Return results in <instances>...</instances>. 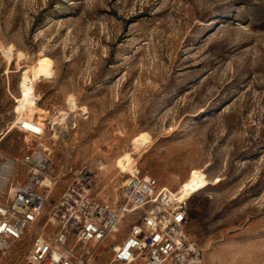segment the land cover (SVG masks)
Returning <instances> with one entry per match:
<instances>
[{
  "label": "rangeland",
  "instance_id": "1",
  "mask_svg": "<svg viewBox=\"0 0 264 264\" xmlns=\"http://www.w3.org/2000/svg\"><path fill=\"white\" fill-rule=\"evenodd\" d=\"M0 44L11 50L0 47V150H52V204L83 163L98 197L121 200L130 174L99 162L134 151L137 171L172 190L191 169L206 174L184 201L203 264H264V0H0ZM42 54L53 72L36 84L38 139L17 124L21 75ZM69 95L87 113L54 125ZM142 131L151 142L135 151ZM30 247L31 236L13 244L5 264Z\"/></svg>",
  "mask_w": 264,
  "mask_h": 264
},
{
  "label": "built area",
  "instance_id": "2",
  "mask_svg": "<svg viewBox=\"0 0 264 264\" xmlns=\"http://www.w3.org/2000/svg\"><path fill=\"white\" fill-rule=\"evenodd\" d=\"M17 127L38 139L46 130L33 119ZM20 165L28 172L24 182H16ZM53 170L48 146L31 147L21 157L0 150V264L28 236L25 259L13 264H203L204 249L188 232L185 202L156 176L131 173L122 199L108 202L94 192L97 172L83 163L52 204L51 184L59 182ZM108 248L112 255L103 262Z\"/></svg>",
  "mask_w": 264,
  "mask_h": 264
},
{
  "label": "bare ground",
  "instance_id": "3",
  "mask_svg": "<svg viewBox=\"0 0 264 264\" xmlns=\"http://www.w3.org/2000/svg\"><path fill=\"white\" fill-rule=\"evenodd\" d=\"M0 47L2 45L0 44ZM3 48V47H2ZM3 50L6 52L7 56L11 57V50ZM20 55H23L21 52ZM53 67L50 60L44 54L39 55V57L27 68L21 75L20 81V92H21V106H20V120L23 119H34L37 112V100L39 95L36 90V84L44 79L49 78L52 75ZM67 108L58 109L57 113L52 116L53 124H68L72 121V113L76 110H82L83 114L87 113V108L82 107L78 104L76 97L69 95L67 97ZM16 126L13 125L8 131H6L1 137V141L8 136V134ZM54 138L58 139L57 133L53 135ZM151 142V136L148 132L142 131L133 137L132 144L135 151L139 150L141 147L145 146L147 143ZM142 151V150H140ZM101 169H108L111 165L112 168L117 169L120 173H136L139 170L136 167V161L134 157V151H125L115 158L114 161L102 160L99 162ZM96 170V169H95ZM112 170V169H111ZM109 170V171H111ZM60 180V179H59ZM52 189L56 188L55 182H52ZM169 188L168 186H166ZM207 187L206 174L197 169H191L189 171L188 177L182 181L180 186L176 189H170L173 194L180 201L189 200L198 191ZM118 245V243L116 244Z\"/></svg>",
  "mask_w": 264,
  "mask_h": 264
}]
</instances>
